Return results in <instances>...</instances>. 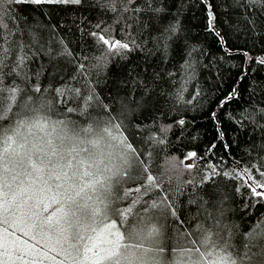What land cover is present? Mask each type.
<instances>
[{"label":"snow or ice","instance_id":"1","mask_svg":"<svg viewBox=\"0 0 264 264\" xmlns=\"http://www.w3.org/2000/svg\"><path fill=\"white\" fill-rule=\"evenodd\" d=\"M199 5L205 11V31L220 50L228 56L241 55L248 64L216 105L224 110L240 100V85L252 63L264 67V54L252 55V49L236 45L240 39L251 42L253 48L257 42L264 45V0H199V4L196 0H0V264H264V219L243 233L238 245V226L225 223L224 209L216 207L223 202L204 196H198L199 203L189 200L203 210L204 221L195 229L181 230L175 245L169 243L162 221L171 216L181 225L185 223L164 187L170 183L175 165L168 174L153 175L145 151L121 132L130 114L159 112L161 93L155 82L162 79V73L150 72L152 65L124 69L112 81L118 96L124 92L121 108L113 115L115 109L96 91L100 81L88 79L85 63L57 36L61 25L51 23L57 8L79 12L80 23L90 25L88 13L103 16L111 12L112 24L99 20L87 31L97 44L105 46L93 67L106 69L110 57L128 60L133 51L147 48L146 41H137L145 32L152 43L148 55L159 53L157 59L164 63L170 52L183 58L198 50L193 46L185 53L188 37L183 21L187 10ZM125 14H130L127 19ZM117 30L124 33L122 38L113 34ZM201 55L211 56L206 50ZM36 62L39 65L33 68ZM73 63L75 74L70 80L84 77L83 93L65 81V70ZM183 67L195 72L190 59H185ZM254 87L250 84L248 91L253 92ZM182 91L177 102L191 104L201 95L197 91L184 101ZM71 100L80 103L64 111L84 120L52 119L63 115L54 104L67 105ZM218 110L211 111L209 118L216 139L224 141L225 123ZM225 120L236 126L234 131L251 125L264 133V101L242 110L230 109ZM176 123L182 130L186 125L183 118ZM171 128V124L165 125L160 129L165 135L149 139L165 144ZM224 147L231 145L225 143ZM259 147L264 150V144ZM215 148L213 143L208 151ZM147 156L150 159L152 152ZM194 159L203 157L190 151L184 158L189 163H180L192 169ZM256 171L264 178V171ZM233 172L208 164L199 181L193 176L175 191L183 194L185 185L195 191L216 186L217 177L243 175L252 180H245L251 195L264 200V182L252 178L251 169ZM130 182L135 186L124 187ZM153 192H157L156 198Z\"/></svg>","mask_w":264,"mask_h":264},{"label":"trees","instance_id":"2","mask_svg":"<svg viewBox=\"0 0 264 264\" xmlns=\"http://www.w3.org/2000/svg\"><path fill=\"white\" fill-rule=\"evenodd\" d=\"M196 4H199V0H196ZM87 15L91 25L99 20L112 24L114 19V14L111 12L101 16L94 11ZM129 15L125 14V18L127 19ZM80 19V13L71 8H57L51 16V23L61 25L57 36L63 37L65 43H68L80 60L85 63L88 79L93 82L100 81L96 91L104 103L115 109L113 115H116L121 108V98H123L124 92L121 91L118 96L112 81L121 77L124 69L136 65H140L142 68L152 65L150 72L160 71L162 73V79L155 82L156 90L161 93L159 112H154L151 115L141 112L130 114L124 120L125 127L121 129V132L127 135L138 149L145 151V159L148 161L153 175L168 174L175 165V169L171 172V181L170 183L166 182L164 187L169 190L170 198L175 200L177 213L185 223L181 225L171 216L162 221L165 224L164 231L169 238V243L175 245L181 230L195 229L197 223L204 221L203 210L197 207L198 196H204L205 199L223 202L216 204V207L224 209L225 223L238 226L235 242L239 245L242 242V234L256 226L258 221L264 219V200L251 195L250 189L245 185L246 176L242 175L240 178L217 177L216 186L205 185L203 189L198 188L195 191L190 185H185L183 194H177L175 190L178 185H184V182L192 179L193 176L199 181L208 164L220 165L230 172H233V169L242 171L248 168L251 169V177L256 181L263 179L256 169L260 168L261 171H264V167H262L264 160L261 159L264 157V150L259 147V145L264 144V133H261L259 129L254 131L251 125L234 131L233 128L236 126L225 120V112L230 109L242 110L251 105L259 106L264 101V67L252 63L247 78L240 85V100L232 102L224 110H218L216 105L230 91L233 83L240 75L242 67H248V64L241 55H225L220 50L219 45L215 43L211 33L205 31L206 16L203 5L190 7L183 21L187 28L186 35L188 37V48L185 49V53L193 46H196L198 50L192 52L191 57L185 55L183 58L180 54L170 52L164 63L157 59L159 53L148 55L147 48H151L152 43L145 32L137 36V41L139 42L141 39L146 41L147 48L133 51L129 54L128 60L110 57L111 63L106 69L93 67L97 64L95 58L102 55L105 46L97 44L92 37L87 35V31L92 30L91 25L88 22L81 24ZM128 22L131 23L132 21L129 20ZM79 28L85 29V32L82 33L78 30ZM113 34L117 38H122L124 35L119 30ZM45 38L47 39V33H45ZM236 45L252 49V55L264 54L262 51L264 45L259 42L255 48L251 42L245 44L243 39L236 41ZM53 46L58 47L59 45L54 43ZM201 50H206L211 56H202ZM221 56H224L223 60L220 59ZM84 57L88 59L84 60ZM185 59L192 61L195 68L194 73L191 69L186 70L183 67ZM38 65L39 62H36L33 64V68L38 67ZM168 73H174V75L169 76ZM73 74H75V63L67 66L64 74L65 81L72 87H80L82 93L85 92L86 80L81 76H77L76 80H70ZM106 81L107 84H105ZM250 84L255 85L253 92L248 91ZM181 90H183L184 101L192 99L197 91H200L201 95L192 100L191 104L177 102V94L181 93ZM78 103H80L78 100H71L67 105L55 103V109L63 112V115L59 117L53 115L52 119L67 117L82 122L84 117L77 113L68 114L64 111L66 107H76ZM213 110L219 111L221 120L225 123L226 136L224 141L216 139V129L213 121L209 118V114ZM181 118L186 121L183 130L176 123ZM169 124L172 125V128L166 133L167 142L165 144H155L149 139L150 137L159 138L165 135L160 132V129ZM213 143L216 144V148L208 151ZM225 143H229L231 147L226 149ZM149 151L152 152L150 159L147 156ZM190 151H195L198 156L203 157L202 160L194 159L191 161L195 164V168L192 169L185 168L180 163L182 160L185 161L184 158ZM222 161L223 163H221ZM233 176H235V172H233ZM248 183L251 182L248 181ZM132 186H135L132 182L124 185V187ZM237 188L240 190L237 191ZM209 191L212 193L211 197L207 195ZM135 195L129 197V201ZM151 195L156 198L157 192H153ZM145 199L148 198L145 197ZM190 199L197 200V203H189ZM138 208L139 205L134 208V211ZM198 212L200 215H197Z\"/></svg>","mask_w":264,"mask_h":264},{"label":"rangeland","instance_id":"3","mask_svg":"<svg viewBox=\"0 0 264 264\" xmlns=\"http://www.w3.org/2000/svg\"><path fill=\"white\" fill-rule=\"evenodd\" d=\"M184 163L187 164V163H189V161L185 160ZM133 174H135V171L133 172ZM247 179H248V178H247ZM248 181L252 182L251 179H248ZM260 181L264 182V178L261 179ZM257 190L260 191L261 189H257Z\"/></svg>","mask_w":264,"mask_h":264}]
</instances>
